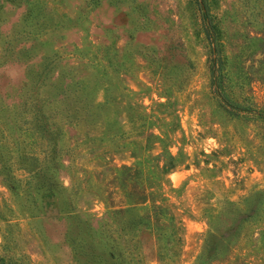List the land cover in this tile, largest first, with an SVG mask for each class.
Segmentation results:
<instances>
[{
	"label": "rangeland",
	"instance_id": "obj_1",
	"mask_svg": "<svg viewBox=\"0 0 264 264\" xmlns=\"http://www.w3.org/2000/svg\"><path fill=\"white\" fill-rule=\"evenodd\" d=\"M206 4L219 84L196 0H0L17 263L264 264V0Z\"/></svg>",
	"mask_w": 264,
	"mask_h": 264
},
{
	"label": "trees",
	"instance_id": "obj_2",
	"mask_svg": "<svg viewBox=\"0 0 264 264\" xmlns=\"http://www.w3.org/2000/svg\"><path fill=\"white\" fill-rule=\"evenodd\" d=\"M197 1V5H198V10H199V13H200V18H201V23H202V26H203V30H204V33H205V36L208 40V42L210 43L211 45V49H212V58H211V67H210V78L211 79H214L216 81L217 84L218 83V79H219V72H218V66L220 64V59H219V56H218V51H217V47L211 43V36L209 35V29H208V11H207V4H206V0H196ZM222 100H224L228 105L230 106H236V107H240V105L238 103H235L231 100H229L226 96L224 95H221L220 96ZM35 105V104H34ZM242 108V107H241ZM38 113H39V110L37 108H35L30 114L31 116L33 117V122L32 123H36L37 125H34V129L35 127L36 128H43L39 123V121L37 122V117L38 116ZM31 159L33 161H36V157H34V155L31 154ZM168 159L170 160L171 159V156L168 155ZM34 163V162H33ZM32 163V164H33ZM164 167L165 169L166 168H170L172 167V164L171 163H166L164 164ZM23 169H25L24 167H22ZM122 169H129V167L125 166V165H122L121 166ZM30 170V173L31 175L30 176H35V177H38V173L41 171L40 169H37L35 168L34 170L32 169H28ZM27 171V169H26ZM29 173V172H28ZM37 179V178H36ZM41 186V182L37 185V187H40ZM47 189H51V184H48ZM145 200L142 199V197L140 198L139 197V201H135V202H139V203H143ZM156 208L160 209V206H156ZM123 209L120 207L118 209H114V212L117 213V212H120L122 211ZM131 220V219H130ZM139 220H142V217H140ZM133 219L130 221L132 222ZM5 242H3L1 245H0V264H22L21 262L17 263L16 262V259L12 256L9 255L8 251L5 247ZM6 249V250H4ZM22 258H24L25 256L22 255L21 256ZM22 261V260H20ZM27 264H30V261L27 262Z\"/></svg>",
	"mask_w": 264,
	"mask_h": 264
}]
</instances>
